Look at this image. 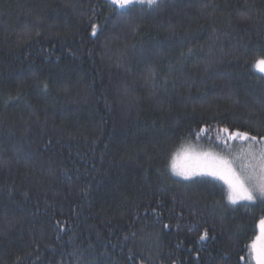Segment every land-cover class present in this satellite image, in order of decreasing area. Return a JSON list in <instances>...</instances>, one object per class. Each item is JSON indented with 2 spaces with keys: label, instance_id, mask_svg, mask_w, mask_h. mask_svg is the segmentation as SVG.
<instances>
[{
  "label": "trees",
  "instance_id": "1",
  "mask_svg": "<svg viewBox=\"0 0 264 264\" xmlns=\"http://www.w3.org/2000/svg\"><path fill=\"white\" fill-rule=\"evenodd\" d=\"M261 55L264 0H0V264H256L264 201L171 161L264 136Z\"/></svg>",
  "mask_w": 264,
  "mask_h": 264
},
{
  "label": "snow or ice",
  "instance_id": "2",
  "mask_svg": "<svg viewBox=\"0 0 264 264\" xmlns=\"http://www.w3.org/2000/svg\"><path fill=\"white\" fill-rule=\"evenodd\" d=\"M109 2L118 11H124L137 4L151 9L158 4V0H109ZM91 28L92 35H96L97 25L92 24ZM252 67L264 74V55L257 58ZM221 131L229 132L227 128ZM217 140H220V137H217ZM227 140L247 142L248 147L241 149L239 154H233L231 159L215 157L209 152H193L190 157L191 167L179 171H176L175 164L171 167L177 175H182L185 179L207 175L223 180L227 185V200L231 204H236L238 201L254 202L258 198L264 201V136L257 137L248 132L236 130L228 135ZM227 140L221 143L231 154L232 148ZM260 223L264 226V219H261ZM207 235V230H205L201 239H205ZM249 248V255L255 259L256 264H264V246L258 247L253 243L249 245Z\"/></svg>",
  "mask_w": 264,
  "mask_h": 264
},
{
  "label": "rangeland",
  "instance_id": "3",
  "mask_svg": "<svg viewBox=\"0 0 264 264\" xmlns=\"http://www.w3.org/2000/svg\"><path fill=\"white\" fill-rule=\"evenodd\" d=\"M193 152H196V153L209 152L215 157H220V158L225 157V156L221 155L220 153L213 151L211 149H208V148H204V147H201L198 145H186V146H183L182 148H180V151L174 155V157L171 161V165L175 164L176 171H179L180 169H183V168L191 167L192 161H191L190 157L193 154ZM172 170H173V168H172ZM176 171H174L175 174H176ZM178 176L184 178V176H182V175H178ZM197 176H201V175H197ZM204 176H207V175H204ZM208 177H211V176H208ZM211 178H214V177H211ZM214 179H217V180L221 181L222 183H224V181L221 179H218V178H214ZM225 186L227 187L226 184H225ZM241 202H250V201H241ZM262 242L264 244V236H263Z\"/></svg>",
  "mask_w": 264,
  "mask_h": 264
}]
</instances>
